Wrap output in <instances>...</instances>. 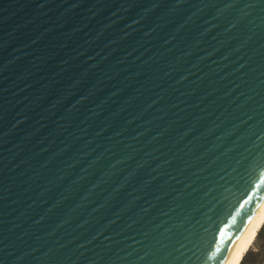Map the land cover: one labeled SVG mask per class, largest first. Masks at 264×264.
Listing matches in <instances>:
<instances>
[{
  "label": "water",
  "instance_id": "1",
  "mask_svg": "<svg viewBox=\"0 0 264 264\" xmlns=\"http://www.w3.org/2000/svg\"><path fill=\"white\" fill-rule=\"evenodd\" d=\"M261 177L264 0H0V264H223Z\"/></svg>",
  "mask_w": 264,
  "mask_h": 264
},
{
  "label": "bare ground",
  "instance_id": "2",
  "mask_svg": "<svg viewBox=\"0 0 264 264\" xmlns=\"http://www.w3.org/2000/svg\"><path fill=\"white\" fill-rule=\"evenodd\" d=\"M264 226V197L239 236L223 264H241L248 250L253 245L259 231Z\"/></svg>",
  "mask_w": 264,
  "mask_h": 264
},
{
  "label": "rangeland",
  "instance_id": "3",
  "mask_svg": "<svg viewBox=\"0 0 264 264\" xmlns=\"http://www.w3.org/2000/svg\"><path fill=\"white\" fill-rule=\"evenodd\" d=\"M254 260L258 263H264V226L259 231L256 240L245 255L243 264H250Z\"/></svg>",
  "mask_w": 264,
  "mask_h": 264
},
{
  "label": "trees",
  "instance_id": "4",
  "mask_svg": "<svg viewBox=\"0 0 264 264\" xmlns=\"http://www.w3.org/2000/svg\"><path fill=\"white\" fill-rule=\"evenodd\" d=\"M244 261H245V257L243 258V260H242V262H241V264H243L244 263ZM250 264H258V262L256 261V260H254L252 263H250Z\"/></svg>",
  "mask_w": 264,
  "mask_h": 264
},
{
  "label": "snow or ice",
  "instance_id": "5",
  "mask_svg": "<svg viewBox=\"0 0 264 264\" xmlns=\"http://www.w3.org/2000/svg\"><path fill=\"white\" fill-rule=\"evenodd\" d=\"M260 183H264V177H261L259 183L257 184V187H259V184H260ZM222 231H223V230H222Z\"/></svg>",
  "mask_w": 264,
  "mask_h": 264
},
{
  "label": "crops",
  "instance_id": "6",
  "mask_svg": "<svg viewBox=\"0 0 264 264\" xmlns=\"http://www.w3.org/2000/svg\"><path fill=\"white\" fill-rule=\"evenodd\" d=\"M258 264H260V263H258ZM261 264H264V263H261Z\"/></svg>",
  "mask_w": 264,
  "mask_h": 264
}]
</instances>
